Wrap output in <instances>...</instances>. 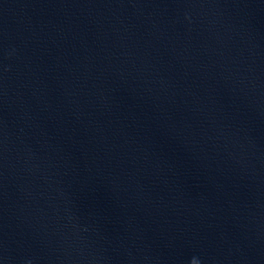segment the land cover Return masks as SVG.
I'll return each mask as SVG.
<instances>
[{
	"label": "water",
	"instance_id": "1",
	"mask_svg": "<svg viewBox=\"0 0 264 264\" xmlns=\"http://www.w3.org/2000/svg\"><path fill=\"white\" fill-rule=\"evenodd\" d=\"M0 264H264V0H0Z\"/></svg>",
	"mask_w": 264,
	"mask_h": 264
}]
</instances>
